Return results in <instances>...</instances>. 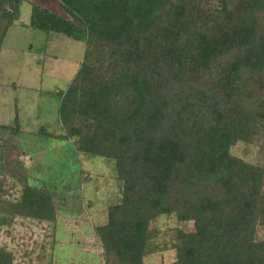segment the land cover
<instances>
[{"label": "trees", "instance_id": "1", "mask_svg": "<svg viewBox=\"0 0 264 264\" xmlns=\"http://www.w3.org/2000/svg\"><path fill=\"white\" fill-rule=\"evenodd\" d=\"M55 1L33 4L27 26L84 52L58 91L62 133L37 135L113 163L120 196L93 228L104 264H145L163 215L184 223L173 264H264V160L232 153L264 154V0ZM23 2L0 0V55ZM5 129L20 133L18 112ZM11 146V160L26 154ZM24 181L15 215L57 222L54 192ZM0 264H15L12 243Z\"/></svg>", "mask_w": 264, "mask_h": 264}, {"label": "rangeland", "instance_id": "2", "mask_svg": "<svg viewBox=\"0 0 264 264\" xmlns=\"http://www.w3.org/2000/svg\"><path fill=\"white\" fill-rule=\"evenodd\" d=\"M33 4L59 10L55 0H24L21 19L9 30L0 55V122L14 125L17 112L22 120L18 134L0 130V248L13 243L15 264H104L93 228L107 222L108 203L120 196L113 163L78 156L70 141L37 135L42 127L62 133L58 91L68 87L80 68L84 44L27 26ZM14 143L26 153L16 161L9 157L17 151ZM232 153L251 162L264 160L255 144L239 142ZM26 179L54 192L57 222H20L14 208ZM177 226L184 223L175 216L153 222L152 243L159 248L145 264L174 263L172 235ZM259 229L264 238V224Z\"/></svg>", "mask_w": 264, "mask_h": 264}, {"label": "built area", "instance_id": "3", "mask_svg": "<svg viewBox=\"0 0 264 264\" xmlns=\"http://www.w3.org/2000/svg\"><path fill=\"white\" fill-rule=\"evenodd\" d=\"M17 218V217H16ZM18 218L20 219V222L21 221H29V222H31L33 225H34V223L35 222H40L41 220H36V219H33V218H26V217H23V216H18ZM42 222H48V221H42ZM50 223H52V222H50ZM15 233V230L13 231V234ZM12 248H13V243H12ZM14 251V250H13ZM15 254V253H14Z\"/></svg>", "mask_w": 264, "mask_h": 264}, {"label": "crops", "instance_id": "4", "mask_svg": "<svg viewBox=\"0 0 264 264\" xmlns=\"http://www.w3.org/2000/svg\"><path fill=\"white\" fill-rule=\"evenodd\" d=\"M19 120H20V126H21V122H22V120H21V117H19ZM60 125H61V123H60ZM62 126V125H61ZM47 128V127H46ZM62 131H63V129H61ZM56 134H60V132H58V133H56Z\"/></svg>", "mask_w": 264, "mask_h": 264}]
</instances>
